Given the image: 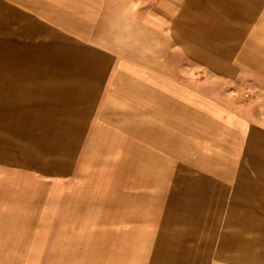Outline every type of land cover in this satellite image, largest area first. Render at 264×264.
Listing matches in <instances>:
<instances>
[{
  "label": "rangeland",
  "instance_id": "rangeland-1",
  "mask_svg": "<svg viewBox=\"0 0 264 264\" xmlns=\"http://www.w3.org/2000/svg\"><path fill=\"white\" fill-rule=\"evenodd\" d=\"M189 2L155 10L206 22L153 24L151 7L141 23L118 15L84 22L75 10L59 8V0H0V162L15 177L27 170L39 264H214L207 194L215 190L214 176L243 163L209 162L199 151L214 142L222 122L231 126L233 110L264 124V0ZM108 50L167 66L186 82L191 162L181 146L177 162H52L71 153L70 135L51 134L59 131L60 80H106ZM65 107L71 114L77 104ZM176 109L182 123L183 107ZM182 124L176 131L183 139ZM86 143L80 135V158Z\"/></svg>",
  "mask_w": 264,
  "mask_h": 264
},
{
  "label": "crops",
  "instance_id": "crops-1",
  "mask_svg": "<svg viewBox=\"0 0 264 264\" xmlns=\"http://www.w3.org/2000/svg\"><path fill=\"white\" fill-rule=\"evenodd\" d=\"M189 1L59 0V8L75 10L72 15L83 17L84 22L103 20L96 19L97 16L118 15L132 18L123 21L141 23L145 7L153 10V24L206 22L202 16L195 20L191 15L176 16L170 10L160 15L155 10L163 6H189ZM163 32L174 36L172 31ZM186 33L189 32L183 30L181 37L188 38ZM104 53L111 60L106 80H60L59 127H55L59 131L51 134L70 135L71 153L60 154L59 161L52 162H177L180 146L185 162H191L192 96L186 82L177 81L167 66L160 69L118 58L117 53L109 50ZM166 71L167 74L162 73ZM70 102L77 107L68 114L65 106ZM176 107H183V124L180 119L177 123ZM231 115V126L224 127L222 122L221 133L214 142L206 144V149L201 145L199 151L200 158L212 157L209 162L243 163L239 164V171L232 169L231 174L214 176L215 190L213 195L207 194V213L215 216L210 224L214 231L211 262L264 264V124H252L236 110ZM212 118L220 121L226 117ZM180 124L183 136L179 137L183 139L177 138L180 133L176 127ZM80 135L87 136L82 158ZM11 170L10 164L0 162V264H39L40 261L33 260V246L40 247V231L32 224V191L30 181L26 180L30 178L25 168L17 171V177L10 174Z\"/></svg>",
  "mask_w": 264,
  "mask_h": 264
}]
</instances>
